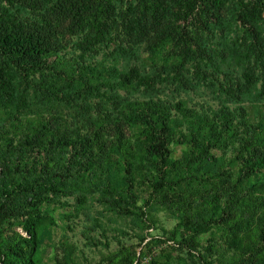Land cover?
I'll return each instance as SVG.
<instances>
[{
  "label": "rangeland",
  "instance_id": "374dc122",
  "mask_svg": "<svg viewBox=\"0 0 264 264\" xmlns=\"http://www.w3.org/2000/svg\"><path fill=\"white\" fill-rule=\"evenodd\" d=\"M96 1L105 20L101 35L92 34V15L82 30L72 28L75 18L68 0H0V23L41 26L44 19L52 23L57 50L51 59L56 69L71 75L73 88L83 93L84 101L98 102L82 116L75 114L74 122L82 128L81 134H95L93 150H103L85 161L93 173L27 178L19 170L34 166L38 171L43 163L32 159L37 125L42 121L31 117L26 129L5 132L0 128V184L12 189L0 193V264L26 255L21 224L26 216L36 214L41 221L32 255L35 264H131L137 253L147 258L146 264H264V256L247 258L264 220V170L245 176L237 159L244 147L256 145L246 136V126L258 124L264 130L259 112L264 105L242 97L230 103L227 95L236 86L245 91L243 75L253 71L255 64L250 61L243 67V75L234 71L217 76L219 82L213 83L184 60L180 48L182 43L194 47L200 40L211 43L206 28L200 30L196 19L183 23L165 13L181 0ZM229 9H234L229 16L236 18V8ZM225 13L219 10L220 15ZM231 21L223 18L222 32L229 33V24L235 29ZM135 55L145 71L164 79V94L154 98L131 94L115 111L100 109L106 107L102 102L108 106L114 99L118 74L133 65L134 60L126 61ZM255 78L259 87V74ZM153 80L148 76L147 83ZM41 84L59 92L67 78L49 70ZM92 88L97 89L94 95L88 92ZM177 101L179 106L174 105ZM221 105L240 108L228 129L214 113ZM145 110L158 111L166 121L169 142L163 159L159 155L138 158L139 145L156 149L162 138L151 140L156 129L151 131L131 115ZM94 117L101 120L90 124ZM23 149L25 157L20 158ZM25 183L27 188L22 189ZM211 198L216 199L211 202ZM190 218L197 226L195 232L182 228ZM168 238L181 243L164 257L160 243Z\"/></svg>",
  "mask_w": 264,
  "mask_h": 264
},
{
  "label": "trees",
  "instance_id": "16d2710c",
  "mask_svg": "<svg viewBox=\"0 0 264 264\" xmlns=\"http://www.w3.org/2000/svg\"><path fill=\"white\" fill-rule=\"evenodd\" d=\"M68 2L69 13L72 12L71 17L75 18L72 28L75 26L76 29L82 30L84 24L87 25L86 18L92 15L93 20L91 21L94 22V25H91L92 34L98 32L100 35L102 34L101 30H104L105 20L100 17L102 12L99 11V4L96 0H68ZM226 2L228 5H224ZM177 4L170 6L168 11L165 9V13H169L172 20L182 19L183 23L189 19L190 21L196 19L200 30L203 31L206 28L209 39H212L209 44L205 40H200V43H194V47H192L193 43L187 46L182 43L180 48L184 60L198 68L203 74L202 78L213 83L219 82L217 76L220 75L226 76L234 71L240 75L243 67L250 65V61L253 62L255 64L253 71L245 75L241 73L246 82L245 91H240L236 86L235 89H230L227 95L231 99L230 103L236 97H242L264 105V0H181ZM60 6L61 4L58 5V8ZM230 6L236 8V18L229 16L232 13L230 10H234L229 9ZM222 8L226 10L225 15L227 16L219 14V10ZM259 11L262 12L263 17H260ZM224 17L231 19V22L235 24V29L229 24V33L222 32ZM109 28L111 25L106 27L105 31H108ZM236 30L240 34L236 33ZM52 35L53 25L47 19L43 20L41 26L29 25L21 21L0 23V128L5 132L8 129L15 131L21 126L26 129L29 123H32L31 117L42 121L37 125L39 127L33 142L36 154L33 153L31 156L33 162L37 158V162L43 160V163L39 166L38 171L34 166L26 172L24 168L19 170L20 173L26 174L27 178L39 177L41 174L72 177L87 170L93 173L85 161L91 155L98 156L103 152L101 147L93 150L94 142L97 141L95 134H92L91 137L88 133L87 136L86 133L81 134L82 128L73 119L75 114L82 116V111L93 104L98 105V102L84 101L81 97L83 93L73 88V82L70 81L71 75L63 69H56L55 61L51 59L52 54H55L57 50ZM130 59L134 60L133 65L118 74V84L114 86V99L109 101L108 106L107 102H102V106L106 107L100 109L109 111L108 108H111L115 111L122 103L123 98L131 94L143 97L152 96L151 98L164 94V85L162 84L164 79L152 70L145 71L141 63L137 61L138 56H131L126 62H130ZM209 68L211 70L206 74L205 72ZM79 69L81 71V68ZM256 69L257 74L254 73ZM49 70L67 78L66 87L62 91L54 92L41 86L43 77ZM79 73L73 76L75 80L79 78ZM258 74L260 76L259 87H257V81L254 80ZM151 75L155 80L152 83H147V78ZM96 91L95 88L88 90L93 95ZM174 105L179 106V102L177 101V104ZM176 108L180 110L179 107ZM239 111V107L230 109L227 105H221L214 113L221 119L220 122H223L221 126L228 129L233 120L231 118L236 116ZM137 112H133L131 115L144 122L151 131L156 129L151 140L162 135V138L157 141L160 144L156 145V149L148 145L146 148L139 145L141 153L138 158L145 160L153 155H159L163 159L166 154V151L163 153L165 145L169 142L165 119L156 110ZM259 112L264 119V110ZM107 116H110L109 112ZM93 120L98 123L101 119L99 117L91 118L90 124H93ZM246 127L249 129L246 136L248 139H253L256 145L249 150L244 147L240 150V155H237V159L243 166L241 172L245 176H249L259 170H264V130L259 128L258 124ZM150 132L144 134V142L148 139ZM93 135L95 139L92 138ZM151 140L146 143L148 144ZM22 152L20 158L25 157V149ZM130 171L131 169L128 167L126 172L130 174ZM25 188H27L26 183L22 184V189ZM11 190L7 185L0 184V193H10ZM215 199L211 198V202ZM40 221L41 215L37 214L24 218L21 224L24 237H21L20 240L27 253L21 260L9 264H35L32 255L37 246V227ZM182 228L188 232L197 230V226L191 221V218L183 221ZM181 233L184 235L183 232ZM168 241L171 242V245L167 243ZM178 243L181 241L177 242L173 238L164 239L160 243L162 255L169 257L172 251L176 250V247L178 248ZM263 248L264 220L256 242L250 247L252 252H249L247 258L264 256ZM238 264L250 263L242 261Z\"/></svg>",
  "mask_w": 264,
  "mask_h": 264
},
{
  "label": "built area",
  "instance_id": "2783aa9c",
  "mask_svg": "<svg viewBox=\"0 0 264 264\" xmlns=\"http://www.w3.org/2000/svg\"><path fill=\"white\" fill-rule=\"evenodd\" d=\"M147 258L145 256H139L138 253L136 258L133 260L131 264H146Z\"/></svg>",
  "mask_w": 264,
  "mask_h": 264
}]
</instances>
